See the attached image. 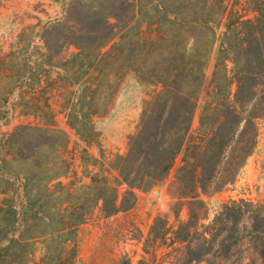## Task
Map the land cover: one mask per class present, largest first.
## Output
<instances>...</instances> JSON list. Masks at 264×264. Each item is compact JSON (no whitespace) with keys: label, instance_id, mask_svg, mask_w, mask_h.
<instances>
[{"label":"trees","instance_id":"16d2710c","mask_svg":"<svg viewBox=\"0 0 264 264\" xmlns=\"http://www.w3.org/2000/svg\"><path fill=\"white\" fill-rule=\"evenodd\" d=\"M95 1H78L59 35L77 50L64 72L70 80L77 74L81 90L54 97L80 106L24 114L48 126L63 114L90 145L94 119L109 112L127 74L159 91L144 103L127 152L81 176L62 130L19 126L0 139V183L9 187L0 189V264H74L78 227L96 210L108 218L132 209L136 191L163 181L179 156L172 211L177 218L186 206L188 218L169 226L158 217L146 241L171 248L163 255L170 264H264V204L233 200L203 224L201 199L233 184L256 146L264 118V0H245L244 14L229 5L234 0ZM145 7L154 12L144 16ZM146 253L138 264L153 263L155 253Z\"/></svg>","mask_w":264,"mask_h":264},{"label":"rangeland","instance_id":"374dc122","mask_svg":"<svg viewBox=\"0 0 264 264\" xmlns=\"http://www.w3.org/2000/svg\"><path fill=\"white\" fill-rule=\"evenodd\" d=\"M78 1L84 0H0V139L19 126H47L62 130L69 139L68 151L73 159V171L81 176L83 172L95 171L96 162L108 161L115 155L127 152L129 138L137 132L143 105L159 88L143 84L134 75L127 74L118 87L109 112L94 119L97 135L90 145L75 136L66 125L63 114L55 116L53 126L24 114L35 108L59 111L67 106H80L54 97L69 92L79 93L81 90L77 74L70 80L64 72L73 67L69 63L70 55L77 50L66 46L59 37ZM85 1L88 7L92 0ZM238 1L241 5L236 0L230 1L229 5L234 4V10L244 14L245 0ZM97 3L98 0L95 1ZM84 11L87 12V9L84 8ZM146 12L152 14L154 9L145 7L142 11L144 16ZM109 23L116 25L114 19H110ZM117 26L123 27L120 23ZM214 55L213 52L208 62L207 77L212 72ZM33 96L36 100L31 101ZM203 104L202 92L192 118V132L198 127ZM180 160L181 156L175 160L163 181L147 191H136V202L132 209L108 218H102L96 210L89 221L80 225L77 230L78 254L74 264H138L149 258L146 252L155 253L152 264H170L172 259H164L163 255L171 248L161 245L160 240L153 244L146 240L150 227L158 217L165 218L169 226L177 225V220L186 221L188 218L186 206L179 209L177 218L172 211L173 204L178 200L172 197L170 186L181 165ZM68 181L62 180L64 183ZM8 188V185L0 183V189ZM201 199L207 211L203 224L210 222L224 204L233 200L245 199L264 204V118L258 122L255 149L234 183L220 192L201 196Z\"/></svg>","mask_w":264,"mask_h":264},{"label":"crops","instance_id":"0c3cea01","mask_svg":"<svg viewBox=\"0 0 264 264\" xmlns=\"http://www.w3.org/2000/svg\"><path fill=\"white\" fill-rule=\"evenodd\" d=\"M91 241H93L92 236H91Z\"/></svg>","mask_w":264,"mask_h":264}]
</instances>
